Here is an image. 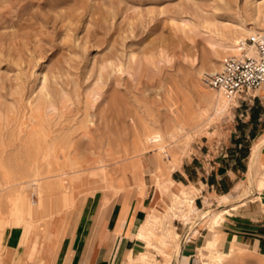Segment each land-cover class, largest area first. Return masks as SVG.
Here are the masks:
<instances>
[{
  "label": "rangeland",
  "instance_id": "rangeland-1",
  "mask_svg": "<svg viewBox=\"0 0 264 264\" xmlns=\"http://www.w3.org/2000/svg\"><path fill=\"white\" fill-rule=\"evenodd\" d=\"M251 26L264 27V0H0V264H35L44 253H53L52 264H86L99 216L105 221L114 204L145 190L165 198L148 213H166L180 189L162 174L169 177L182 161L198 156L202 143L208 151L218 144L226 154L249 107L257 106L259 118L250 144L264 138V86L218 113L201 94L212 91L207 75L247 36L242 28ZM211 42L229 47H215L216 55ZM175 125L167 153L144 143L151 132L167 140ZM159 157L162 172L156 170ZM134 160L140 167L120 169ZM262 172L253 170V184ZM241 178V193L232 200L246 191L256 197L248 177ZM181 188L193 205L194 195ZM47 196L54 213L44 222L13 211L29 202L37 208ZM182 209L188 212V203ZM193 213L155 227L157 234L167 225L178 234L165 254L154 246L141 250L156 264H203L198 248L191 257L181 251L186 238L180 233ZM29 222L34 226L23 239ZM128 252L118 264H128ZM220 264L263 261L243 247Z\"/></svg>",
  "mask_w": 264,
  "mask_h": 264
},
{
  "label": "crops",
  "instance_id": "crops-1",
  "mask_svg": "<svg viewBox=\"0 0 264 264\" xmlns=\"http://www.w3.org/2000/svg\"><path fill=\"white\" fill-rule=\"evenodd\" d=\"M256 108L257 106L249 107L248 111H244L246 119L237 126V134L231 143L233 147L228 148L226 154L219 152L222 146L219 147L218 144L211 143L208 151L206 147L208 145L202 143L197 146L196 154L199 157L193 154L189 160L182 161L170 173L169 178L177 189H181L182 185L194 195V213L180 233L181 238H186L181 251L187 257L193 255V249L198 248L197 242L201 241L202 244L209 231L207 219L201 222V219H196L195 214L208 209L216 211L224 206L218 203L215 206H209V204L206 205V200L225 194H231L234 197L241 193V176L248 177L250 150L254 145H251L250 141L257 136L255 127L259 118ZM254 113H256L255 117ZM256 167H261L264 171V145L259 152L254 169ZM241 198L232 200L236 204L234 209L225 205L230 210L223 213L219 225L215 228L219 249L228 251L232 245H239L258 255L264 264V203L257 198L242 203ZM163 202H165L163 195L154 193L150 197V190H145L127 199L124 207L123 200L114 204L105 221L102 220V229L92 233L89 238L85 248L86 264H90L93 257L96 258L98 255L101 256L100 264H118V261L124 259L126 252L134 249V234L137 226L146 217L148 211L159 208ZM106 223L110 226H106L104 230ZM187 242L193 244L186 245ZM52 256L53 253H44L35 264H52ZM74 261L73 264H75Z\"/></svg>",
  "mask_w": 264,
  "mask_h": 264
},
{
  "label": "bare ground",
  "instance_id": "bare-ground-1",
  "mask_svg": "<svg viewBox=\"0 0 264 264\" xmlns=\"http://www.w3.org/2000/svg\"><path fill=\"white\" fill-rule=\"evenodd\" d=\"M259 7H260V5L258 3L255 4V8L257 10H259ZM242 30L245 32V34L248 33L247 35H249L251 32L264 31V27L255 28V27L251 26L249 28H242ZM236 42L237 41H235V43ZM210 44L212 45V48L214 49L213 52L216 55L218 54V51L215 49V47H222L223 49L226 47H229L228 45H224V44L222 45L221 43L216 44L214 42L213 43L211 42ZM234 45L235 44H233V46L229 47V50L232 51L233 53H235V51H236ZM201 72H202V70L199 71L198 74H200ZM211 72H213V71H211ZM210 90H212V91L211 92L210 91L209 92L208 91L207 92L202 91L201 92L202 97L208 102L209 105H211L215 109V112L218 113V112L222 111L228 105V103L230 102V99H227L226 96L220 90H215V89H211V88H210ZM51 105H54V104H51ZM202 110L205 113L207 108H203ZM201 114H202L201 111L199 113H196V114L193 113V117H200ZM176 129H178V125L173 126L172 129L170 131H168V133H167L168 143H167V140L163 139L162 136L157 132H155V133L151 132V133L147 134L144 138V143L146 144L147 147H156L158 150H161L163 152V154L167 153L166 148L170 146L171 142H173V139L176 136ZM104 133H105V131H104ZM118 137L120 138L119 135H118ZM156 137H158V139H155ZM263 145H264V138H261L256 143H254V145L251 147V150H250L249 172H248V182L247 183L249 185H254V190L257 191V195H256V197H253V198L249 197V195H250L249 191L248 192L246 191L244 193L245 196H242V200L240 201L242 203H245L247 200H253L255 198L260 199L264 203V171L261 173V176L257 179V181L253 184V170H254L256 163L258 162V155H259V152H260ZM168 150H170V149H168ZM156 155L158 156V154H156ZM157 160H158V166H157L156 170L158 172H162L165 168L164 162L160 159V157L157 158ZM171 161L174 163V158ZM116 162L117 161H115V163ZM98 164H100V163H98ZM103 167L104 166H101V168H103ZM126 167L136 169V168L140 167V163L138 160H134V161L130 162V164H128V165H125V164L122 165L120 169L124 170ZM167 167H169V166H167ZM169 169H171V168H169ZM162 175H165V177H166L165 181L167 180V181H169L170 184H173V181L167 176V174L163 173ZM161 179H162L161 175H160V178H159V175H155V181L158 184L160 191L163 192L166 190L167 186L162 184ZM187 194L188 193L186 192V190L181 188L178 193L172 194L173 196L170 200V203L167 206L166 213L159 215L157 213L151 212V213H148L146 215V217L144 218V221L141 222L136 228V231L134 234V236H135L134 249L130 250L127 253L128 264H156V261L150 258L148 251H142L141 250V248L143 246H154V247L158 248L160 250V252L165 254L164 248L167 246L170 239L176 240V238H178V234L168 225L163 228L164 230L161 233L157 234L155 227L158 225H162L164 222V219L168 218V217L181 216L183 218V220L188 218L190 213L194 211V208L192 205V199ZM48 197L49 196L46 197L47 199L46 198H44V199L40 198L38 203H37V208H35V206H33L34 204L29 202L27 204H22V206L15 205V207H13V211L16 213H20V212L24 211L28 215L37 216V219H40V221L44 222L46 219L48 220V219L52 218L53 217L52 215L54 213L51 209H48L47 203L50 202V200H48ZM232 198H233V196L231 194L222 195L220 197L219 203H218V205H220V206L224 205V206H222V208H220L216 211H214L212 209H208L205 211L202 210V211L198 212L199 213L198 215H199L201 221L204 219H207L208 227H209V231H208L207 235L205 236L203 243L198 247V251L201 254L203 264H220L223 257H225L229 254H232V252H234L236 250L243 248L242 246H239V245H232L228 251H222V250L215 249V247L218 244V235L215 231V228L217 225H219V222L223 217V213H226L230 210V208H226V207L227 206L231 207V209H234L236 207V204L232 202ZM185 203H188V212H185V210L182 209V207ZM125 204H126V201H124V199H123V207L125 206ZM225 205H227V206H225ZM41 206H42V209L39 211V207H41ZM177 212L179 214H176ZM184 212H185V214H184ZM95 222L96 223L94 225L93 233H97L98 231H100V227L102 226V224H101L102 223V217L99 216L98 220H96ZM123 222H124V220H123ZM33 226H34V224L30 223V222L25 224L23 235H22L23 239L31 231ZM153 240L155 242H152ZM183 259L186 260L187 257L183 256ZM165 264H169V260H167V262Z\"/></svg>",
  "mask_w": 264,
  "mask_h": 264
},
{
  "label": "built area",
  "instance_id": "built-area-1",
  "mask_svg": "<svg viewBox=\"0 0 264 264\" xmlns=\"http://www.w3.org/2000/svg\"><path fill=\"white\" fill-rule=\"evenodd\" d=\"M234 47L235 53L225 56L220 68L206 77L209 88L230 100L264 86V31L251 32Z\"/></svg>",
  "mask_w": 264,
  "mask_h": 264
},
{
  "label": "trees",
  "instance_id": "trees-1",
  "mask_svg": "<svg viewBox=\"0 0 264 264\" xmlns=\"http://www.w3.org/2000/svg\"><path fill=\"white\" fill-rule=\"evenodd\" d=\"M256 116V113H254V117Z\"/></svg>",
  "mask_w": 264,
  "mask_h": 264
}]
</instances>
